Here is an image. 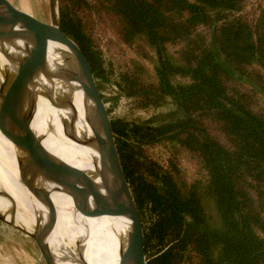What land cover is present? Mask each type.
I'll return each instance as SVG.
<instances>
[{
	"label": "trees",
	"instance_id": "trees-1",
	"mask_svg": "<svg viewBox=\"0 0 264 264\" xmlns=\"http://www.w3.org/2000/svg\"><path fill=\"white\" fill-rule=\"evenodd\" d=\"M58 11L100 91L115 74V98L140 109L165 98L179 110L162 122L110 117L148 264H264V0H58ZM99 23L107 41L134 55L119 69L103 60ZM165 142L196 160V181L174 158L145 154ZM199 182L214 198L218 229Z\"/></svg>",
	"mask_w": 264,
	"mask_h": 264
},
{
	"label": "water",
	"instance_id": "water-1",
	"mask_svg": "<svg viewBox=\"0 0 264 264\" xmlns=\"http://www.w3.org/2000/svg\"><path fill=\"white\" fill-rule=\"evenodd\" d=\"M49 12L51 20L47 23L14 7L8 0H0V107L22 133L24 151L18 173L31 196L34 214L32 228L28 229L17 221L16 203L11 194L0 188V197L7 203L4 210H0V221L33 239L40 251L41 264H59L50 250L51 245H56L74 264H88L85 257L87 225L80 215L94 216L105 209L125 218L126 226L118 244L119 264H148L142 221L101 91L83 51L61 29L58 0H49ZM16 25L20 29L14 31ZM47 40L62 46L64 68L83 87L89 133L77 129L76 116L65 119L62 113L61 121L68 139L94 148L93 167L100 181L99 192L91 193L84 171L53 154L44 146L43 137L31 129L39 97H45L56 108L59 106L38 80L39 71L45 66ZM56 194L68 197L69 205L60 209L65 210L71 223L81 230L71 244L68 240H59L57 235ZM94 201L105 208L96 207Z\"/></svg>",
	"mask_w": 264,
	"mask_h": 264
},
{
	"label": "bare ground",
	"instance_id": "bare-ground-1",
	"mask_svg": "<svg viewBox=\"0 0 264 264\" xmlns=\"http://www.w3.org/2000/svg\"><path fill=\"white\" fill-rule=\"evenodd\" d=\"M14 29H20L19 25ZM44 46L45 66L39 71L38 80L59 106L56 108L45 97H39L31 129L43 137L44 146L53 154L84 171V178L91 193H95L96 190L99 192L100 181L95 177L93 167L94 148L82 146L68 139L63 132L61 121L62 113L65 119L76 116L77 129H84L89 133V126L85 120L88 105L84 98L83 87L80 81L71 73L68 74L64 68L66 65L62 60V46L53 40H47ZM22 138L17 125L0 107V176L19 177L21 154L24 151L21 146ZM58 195L64 207L68 206V197ZM11 196L15 203L26 211L27 217L33 223V210L17 201L12 194ZM94 204L96 207L105 208L100 202L94 201ZM67 215L69 216L68 213ZM80 217L87 225L85 257L88 264H119L118 244L126 226L125 218L109 213L105 209L95 213L94 216L80 215ZM76 228L78 232L81 231L80 227L76 226ZM50 250L56 258L62 259L67 264H74L68 256L57 249L56 245H51Z\"/></svg>",
	"mask_w": 264,
	"mask_h": 264
},
{
	"label": "rangeland",
	"instance_id": "rangeland-1",
	"mask_svg": "<svg viewBox=\"0 0 264 264\" xmlns=\"http://www.w3.org/2000/svg\"><path fill=\"white\" fill-rule=\"evenodd\" d=\"M14 7L25 11L35 18L49 23V0H8ZM46 20V21H45ZM96 37L100 35V45L102 46V55L105 64L111 61L115 69L120 68V64L124 60L132 58L134 55L130 49L120 46L116 42L107 41L106 37L109 35V29L102 27V24L96 26L94 29ZM116 55H122L124 58ZM151 69L152 64H147ZM116 75L111 76L109 83L103 84L101 89L102 94L106 97V107L109 110V115L112 118L126 119V120H146L147 118L154 119L156 122L169 121L179 116L178 108L170 99L161 98L160 105L156 108L140 109L135 106V102L123 95H117L118 90L113 83ZM264 102V97H263ZM21 139V146L24 148V143ZM145 154L151 159L164 164L168 158H174L178 163L181 173L186 180L197 179L196 160L183 148L172 143H157L145 147ZM198 193L201 196L203 207L209 216L208 223L214 229L221 227V219L216 209L214 198L205 194L204 184L199 182ZM0 187L10 192L17 201L24 206L32 209L31 196L27 188L21 183L19 177L0 176ZM54 202L57 206V235L60 240H65L73 243L78 238V230L75 224L71 223L70 217L65 210L60 209L64 207L63 202L58 194L54 196ZM7 206L6 201L0 197V210H4ZM264 207V206H263ZM16 218L28 229L32 228V221L27 217L26 211L16 204ZM40 251L33 239L11 226L0 221V264H41ZM59 264H67L62 259L56 258Z\"/></svg>",
	"mask_w": 264,
	"mask_h": 264
}]
</instances>
